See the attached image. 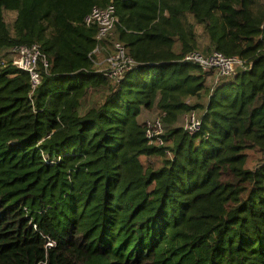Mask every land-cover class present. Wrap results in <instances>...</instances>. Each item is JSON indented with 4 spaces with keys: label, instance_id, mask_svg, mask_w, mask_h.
Here are the masks:
<instances>
[{
    "label": "trees",
    "instance_id": "obj_1",
    "mask_svg": "<svg viewBox=\"0 0 264 264\" xmlns=\"http://www.w3.org/2000/svg\"><path fill=\"white\" fill-rule=\"evenodd\" d=\"M109 5L97 40L84 19ZM31 46L36 86L14 64ZM214 51L244 68L183 61ZM0 264H264V0H0Z\"/></svg>",
    "mask_w": 264,
    "mask_h": 264
},
{
    "label": "built area",
    "instance_id": "obj_2",
    "mask_svg": "<svg viewBox=\"0 0 264 264\" xmlns=\"http://www.w3.org/2000/svg\"><path fill=\"white\" fill-rule=\"evenodd\" d=\"M84 21L87 25H95L97 27V40L105 38L114 27L116 21L115 8L113 5H109L106 8H93L90 14L85 17ZM115 49V55L108 59V63L113 71L109 74L110 78L120 77L124 70L122 61L124 63L126 62L123 58V48L117 44ZM39 55L40 52L36 46H31L30 48L23 47L19 50V56L16 58V61H14L16 66L30 74L33 86L39 83V75L35 69ZM183 61L197 64L204 71H216L219 76H233L238 67L244 68V62L239 57H226L216 51L208 56H204L199 52H191L185 55ZM127 63L128 69L131 66V61H127ZM183 117L185 123L182 125V128L184 132L193 135L201 130V117L195 114V112L188 113ZM161 118L162 115L161 117L157 116L154 121H146V137L149 141V145H154L156 147L165 146ZM166 154L169 153L167 152Z\"/></svg>",
    "mask_w": 264,
    "mask_h": 264
},
{
    "label": "rangeland",
    "instance_id": "obj_3",
    "mask_svg": "<svg viewBox=\"0 0 264 264\" xmlns=\"http://www.w3.org/2000/svg\"><path fill=\"white\" fill-rule=\"evenodd\" d=\"M96 55H97L99 61H101V63H104L105 56H104V54L102 53V51H100V53H98V54H96ZM13 57H14V56H13ZM105 63H106V65H107L108 60H107ZM119 63H120V62H119ZM108 64H109V63H108ZM121 65H122V64H121ZM101 68H103V65H101ZM210 72L213 73V74H212L213 77H212L211 79L216 80V79L219 77V74H218L216 71H210ZM195 114H197V113L195 112ZM158 115H159V113H152V112H151V113H149V114H147V115L145 116V120H144V121H154ZM184 123H185V122H184V117H182V118L179 120V125L182 126V125H184ZM163 133H164V131H163ZM247 154H248V157H249L247 166H248L249 168H254V167L256 166V162L259 163V162L261 161L260 156H259V154L254 153L253 151H248ZM167 156H168L169 158L171 157L170 154H167ZM158 159H159V158L150 157V158H141L140 160H141V162H143V163L147 162V163H150V165L156 167V165H157L158 162H159ZM262 162H263V161H262Z\"/></svg>",
    "mask_w": 264,
    "mask_h": 264
}]
</instances>
